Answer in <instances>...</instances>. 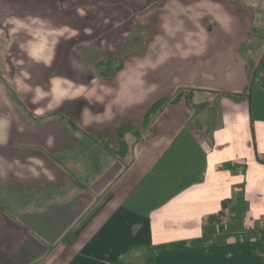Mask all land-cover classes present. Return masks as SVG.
I'll return each instance as SVG.
<instances>
[{"label": "crops", "instance_id": "crops-1", "mask_svg": "<svg viewBox=\"0 0 264 264\" xmlns=\"http://www.w3.org/2000/svg\"><path fill=\"white\" fill-rule=\"evenodd\" d=\"M249 1L0 0V264H264Z\"/></svg>", "mask_w": 264, "mask_h": 264}, {"label": "trees", "instance_id": "trees-1", "mask_svg": "<svg viewBox=\"0 0 264 264\" xmlns=\"http://www.w3.org/2000/svg\"><path fill=\"white\" fill-rule=\"evenodd\" d=\"M114 60L115 58H113L112 56L111 58H109V60L105 62H99V65L108 64L109 66L111 65V62H114ZM254 84H259L264 88V73H257V72L253 73V77L248 88V93H250V88ZM194 93H195L194 90L191 88H180L173 96L160 98L151 106V108L147 112L145 122L147 123L150 120V118L158 111H160L165 105L178 103L180 101H185L189 107L193 108L195 112H198L200 109L204 108L207 105V102H202L199 104L193 102ZM229 95L233 97L239 96L237 94H229ZM230 202L231 199H225L223 201L222 209L217 213L210 214L207 217H205V221L210 223L221 224L224 221V219L231 214V211L229 209ZM238 202H239V210L243 214L245 210L244 209L245 200L241 197L239 198ZM220 229H223V226H221ZM250 233L257 237H262L264 239V229L251 230ZM108 264H155V256L152 252H145L144 257L141 261L130 260L127 259L126 257H122L115 259Z\"/></svg>", "mask_w": 264, "mask_h": 264}, {"label": "rangeland", "instance_id": "rangeland-1", "mask_svg": "<svg viewBox=\"0 0 264 264\" xmlns=\"http://www.w3.org/2000/svg\"><path fill=\"white\" fill-rule=\"evenodd\" d=\"M245 2L246 3H251L249 0H245ZM258 23H257V25H256V27L258 28V29H256L255 31H254V36H256V35H259V32H260V26H262V22H259V19H261V17H260V15H262V13H263V11H264V2H258ZM263 10V11H262ZM79 35H82V33L81 34H79ZM86 41H85V43L87 44L88 43V40L87 39H85ZM115 61V60H114ZM99 62H105V61H99ZM114 66H115V64L113 63V64H111V65H109V66H107L106 64L104 65L103 64V66H101L103 69L105 68V71H111V67H112V69L114 68ZM109 68V69H108Z\"/></svg>", "mask_w": 264, "mask_h": 264}]
</instances>
